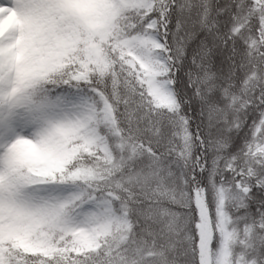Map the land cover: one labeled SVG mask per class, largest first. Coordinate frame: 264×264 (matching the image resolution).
<instances>
[{
	"label": "snow or ice",
	"instance_id": "obj_1",
	"mask_svg": "<svg viewBox=\"0 0 264 264\" xmlns=\"http://www.w3.org/2000/svg\"><path fill=\"white\" fill-rule=\"evenodd\" d=\"M0 264H264V0H0Z\"/></svg>",
	"mask_w": 264,
	"mask_h": 264
}]
</instances>
